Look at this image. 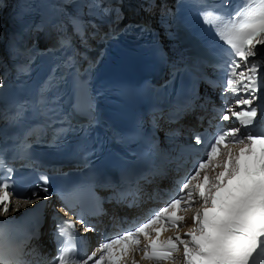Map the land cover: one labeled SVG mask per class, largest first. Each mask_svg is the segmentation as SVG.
<instances>
[{
	"label": "snow or ice",
	"instance_id": "1",
	"mask_svg": "<svg viewBox=\"0 0 264 264\" xmlns=\"http://www.w3.org/2000/svg\"><path fill=\"white\" fill-rule=\"evenodd\" d=\"M83 6L88 9L85 15L93 17L112 11L104 8L103 0H86ZM214 7L201 6V20L214 26L217 41L224 45L220 53L228 60L223 65H212L223 72L222 84L216 80L210 84V87H218L223 97L219 112L208 119L210 127L213 120L218 122V130L210 142L205 143L197 134L193 137V145H189L194 150L195 145L204 144L203 156L173 185L175 194L165 203L150 210L133 226L113 236L102 237L91 253L75 254L67 231H74L75 222L57 217L53 230L56 255L52 264H256L255 255L264 253V132H241L242 128L251 129L258 116L264 117V107L253 106L257 100L264 105V57L260 54V48H264V0H244L227 18L215 15L210 10ZM70 22L73 34L84 42L86 37L82 33L91 26V21L86 22L76 15ZM51 27L59 34L60 47H71L70 38L64 34V22L54 19ZM213 43L207 46L211 48ZM29 70L30 64L20 68L25 75ZM198 78L208 82L203 75ZM4 87L6 84L0 79V90ZM229 94L234 99L225 104ZM196 99H201L198 93L191 103L176 110L177 116L195 107L209 111V98H202L205 103L200 105L195 104ZM36 103L46 104V100L41 97ZM16 107L18 110L10 122L18 121L23 115L25 105ZM49 112L50 119L56 120V110L49 109ZM0 119H5L3 112H0ZM231 119L238 126H224L223 122ZM56 132L50 141L53 146L62 142V130ZM180 166L177 161V170ZM12 171L8 169L0 179V212L4 215L10 211V197L15 191ZM40 179L37 191L16 200L11 210L19 211L21 207L46 199L38 195V190L48 192V177ZM78 222L84 223L86 232H98L93 224L85 223L82 216L78 217ZM168 232L174 235L161 239V234ZM6 246L13 247L0 235V264H11L4 259Z\"/></svg>",
	"mask_w": 264,
	"mask_h": 264
},
{
	"label": "bare ground",
	"instance_id": "2",
	"mask_svg": "<svg viewBox=\"0 0 264 264\" xmlns=\"http://www.w3.org/2000/svg\"><path fill=\"white\" fill-rule=\"evenodd\" d=\"M1 1H4V2L6 3L7 6H10V5H11L10 2H9V0H1ZM154 9H155L154 7L151 8V12H152L153 14H155V13H154ZM3 15H5V17L8 18L9 15H10V12L7 11V12H5ZM129 20H130V19L127 18V19L125 20L124 23L128 22ZM124 23L122 24V26H124ZM130 23H131V21H130ZM134 23H135L136 25H138L136 22H134ZM149 24H150V23H149ZM0 25H1V21H0ZM122 26H121V27H122ZM2 56H3V53H2V46H0V60H1ZM1 72H2V70H1V68H0V73H1ZM51 204H52L53 206H55V205H54V198L52 199ZM45 214H46V213H44V217H45ZM48 251H50V249H49ZM50 255H51V252L49 253L48 257H50ZM41 263H42V262H41Z\"/></svg>",
	"mask_w": 264,
	"mask_h": 264
},
{
	"label": "rangeland",
	"instance_id": "3",
	"mask_svg": "<svg viewBox=\"0 0 264 264\" xmlns=\"http://www.w3.org/2000/svg\"><path fill=\"white\" fill-rule=\"evenodd\" d=\"M155 11L157 12V8H156V10H155ZM153 22H154V21H152V22H151V25L153 24ZM129 23H130V21L126 22V23L124 24V26H123V27H125V26H126L127 24H129ZM138 23H139V24H141L140 22H138ZM54 204H55V205H57V202H56V200H54ZM46 216H48V213H46ZM52 256H53V253H52Z\"/></svg>",
	"mask_w": 264,
	"mask_h": 264
}]
</instances>
